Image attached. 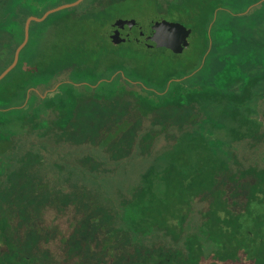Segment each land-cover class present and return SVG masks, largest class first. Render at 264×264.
I'll use <instances>...</instances> for the list:
<instances>
[{
  "label": "trees",
  "instance_id": "16d2710c",
  "mask_svg": "<svg viewBox=\"0 0 264 264\" xmlns=\"http://www.w3.org/2000/svg\"><path fill=\"white\" fill-rule=\"evenodd\" d=\"M72 1L0 0V72ZM87 1L0 80V264H264V0H159L198 64L99 97L63 56L99 41Z\"/></svg>",
  "mask_w": 264,
  "mask_h": 264
},
{
  "label": "rangeland",
  "instance_id": "374dc122",
  "mask_svg": "<svg viewBox=\"0 0 264 264\" xmlns=\"http://www.w3.org/2000/svg\"><path fill=\"white\" fill-rule=\"evenodd\" d=\"M174 1L176 3V0ZM158 3L159 0H93V2L88 0L80 5L81 11L89 10L91 13L90 17L94 22L91 27L96 32H101L99 41L87 44L81 49L76 48L75 52L68 50V55L64 53L63 56L67 64L70 61L77 62V65L81 67L79 73L84 75L85 83L93 81V76L101 78L93 85L96 88L99 86L93 91L95 97L108 96L112 89L110 84L105 86L99 84L101 80H109L112 85L118 87L122 85L117 74L155 90L159 88L164 77L188 71L198 64L202 42L199 39L196 40L192 33L189 36V44L180 53L161 47H148L132 40L115 44L107 37L109 26L118 19L134 20L137 23V26L131 30V34L134 35L138 33L139 27L147 31L151 22L159 19L187 25L185 20L176 16V10L161 11ZM52 33V27L43 32L37 42L39 48L50 45ZM113 71L115 72L110 75ZM80 79L78 78L75 83H78ZM77 88L67 89L64 93L67 100L64 104L66 114L75 107L74 98L82 95V89ZM102 89H106L105 92H101Z\"/></svg>",
  "mask_w": 264,
  "mask_h": 264
},
{
  "label": "water",
  "instance_id": "95a60500",
  "mask_svg": "<svg viewBox=\"0 0 264 264\" xmlns=\"http://www.w3.org/2000/svg\"><path fill=\"white\" fill-rule=\"evenodd\" d=\"M81 1L82 0H74L72 2L60 4L58 6L47 9L41 16H28L25 19L23 25L22 41L14 49L11 62L0 72V80L16 65L19 53L28 41L29 25L32 21L41 22L45 20L46 17L51 13L78 5ZM134 23V20H115L108 28L107 35L109 33V30L111 28H114V31L108 36V38L111 40L112 43L115 44L124 41L126 38L120 37L118 29H122L125 25L130 28ZM151 29V33L145 38L146 40H149L148 43H143L140 38L135 40L134 38L138 37V34H131L128 39L142 43L148 47H161L170 49L176 53H180L189 44V36L191 35L192 31L191 28L186 27L180 22H170L164 19L153 21L151 24Z\"/></svg>",
  "mask_w": 264,
  "mask_h": 264
},
{
  "label": "flooded vegetation",
  "instance_id": "af4514ba",
  "mask_svg": "<svg viewBox=\"0 0 264 264\" xmlns=\"http://www.w3.org/2000/svg\"><path fill=\"white\" fill-rule=\"evenodd\" d=\"M152 24V22H151ZM151 24H150V27L148 28L147 31H143L140 27H139V31H138V37L134 38L135 40H137L138 38H140L143 43H148L149 40H146L145 38L151 33L152 29H151ZM137 26V23L135 22L130 28H128L126 25L122 28V29H118L119 31V35L120 37H124L126 38L124 41L126 40H129L128 37L131 35V30L133 27H136ZM114 31V28H111L109 30V33L107 35V37Z\"/></svg>",
  "mask_w": 264,
  "mask_h": 264
}]
</instances>
